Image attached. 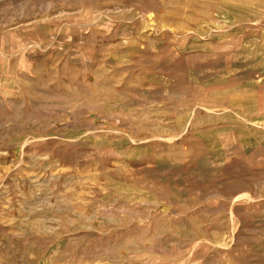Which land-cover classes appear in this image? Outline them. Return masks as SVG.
<instances>
[{"label":"rangeland","instance_id":"374dc122","mask_svg":"<svg viewBox=\"0 0 264 264\" xmlns=\"http://www.w3.org/2000/svg\"><path fill=\"white\" fill-rule=\"evenodd\" d=\"M0 264H264V0H0Z\"/></svg>","mask_w":264,"mask_h":264}]
</instances>
